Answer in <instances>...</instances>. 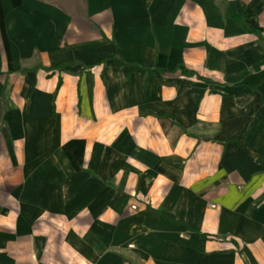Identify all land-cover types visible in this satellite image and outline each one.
<instances>
[{"label": "crops", "instance_id": "crops-1", "mask_svg": "<svg viewBox=\"0 0 264 264\" xmlns=\"http://www.w3.org/2000/svg\"><path fill=\"white\" fill-rule=\"evenodd\" d=\"M261 48L264 0H0V264H264Z\"/></svg>", "mask_w": 264, "mask_h": 264}, {"label": "trees", "instance_id": "trees-1", "mask_svg": "<svg viewBox=\"0 0 264 264\" xmlns=\"http://www.w3.org/2000/svg\"><path fill=\"white\" fill-rule=\"evenodd\" d=\"M222 17H223L224 19H228V20H230L235 26L239 27V29H240L243 33L247 34V33L241 28V26H240V22H241L242 20H247V19L249 18L248 16L242 14L240 17H235V16L229 14L228 12L223 11V13H222ZM251 34H252V33H250V35H251ZM253 35H254V33H253ZM261 52L264 53V49H263V48H261ZM101 63H102V62H99V63H97L95 66H98V65H100ZM73 66H77V64H75V63H71V64H69V65H61V66H59V67H57V68H55V69H53V70H46V72L58 71V70H61V69H63V68H70V67H73ZM33 72H34V70H29V71H21L20 73L23 75V74H31V73H33ZM133 72L136 73V74H140V75L147 76V72L144 71V70H139V69L135 68V69L133 70ZM157 73H158L159 75H173V74L177 73L178 76H179L180 78H183V79H191V78H192V76H191L190 74L183 72L181 69H174V70H171V71H169V72L158 71ZM194 80H195V82H201V80H199V79H197V78H194ZM58 86H59V81H58V79H57V80H56V83H55V86H54V90H53V92H52V94H51L50 103L52 102V99H53V97H54L55 92H56L57 89H58ZM154 215L157 216V214H154ZM161 219H162V218H161ZM168 223H169V224H172L171 222H168ZM172 225H173V224H172Z\"/></svg>", "mask_w": 264, "mask_h": 264}]
</instances>
